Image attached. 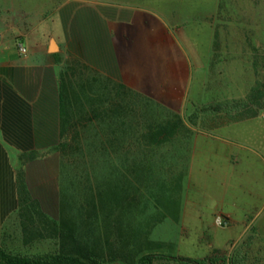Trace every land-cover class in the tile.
I'll return each mask as SVG.
<instances>
[{
	"label": "crops",
	"instance_id": "crops-1",
	"mask_svg": "<svg viewBox=\"0 0 264 264\" xmlns=\"http://www.w3.org/2000/svg\"><path fill=\"white\" fill-rule=\"evenodd\" d=\"M216 8L217 0H168L159 7L144 1L70 0L56 13L50 39L55 52H50L47 40L38 50L29 39L0 38L1 251L24 258L49 253L53 237L49 224L61 222L62 160L58 147L50 144L63 141L61 131L73 115L74 97L82 92L62 87L64 81L69 84V77L58 73L56 60L67 54L159 109L194 111L202 100ZM20 46L26 47V54L20 53ZM83 90L91 94L90 89ZM252 134L194 138L190 155L194 182L190 191L187 188L190 198L178 221L202 233L210 251L224 250L234 240L219 248L208 234L217 228L219 216L230 224L224 229L247 222L229 208L234 177L249 174L244 166L258 163L259 169L252 172L264 181V135ZM255 195L264 205V189Z\"/></svg>",
	"mask_w": 264,
	"mask_h": 264
},
{
	"label": "rangeland",
	"instance_id": "rangeland-1",
	"mask_svg": "<svg viewBox=\"0 0 264 264\" xmlns=\"http://www.w3.org/2000/svg\"><path fill=\"white\" fill-rule=\"evenodd\" d=\"M68 1L0 0V38L29 39L38 50L41 41L47 40L50 52H55L57 48L50 39L55 34L56 13ZM71 1L88 4L144 1L155 7L168 2ZM213 22L202 100L194 111L176 113L159 109L122 91L113 80L78 65L67 54L56 60L58 73L69 77L67 85L80 88L82 92L74 97L73 117L69 115L67 119L68 131L59 150L62 160L61 221L77 226L78 235L89 244L99 239L105 241V223L101 215L104 202L111 213L109 220L121 223L125 239L130 237V228L158 224L149 238L155 244L152 254L193 260L204 259L209 254L208 240L201 239L202 233L189 230V224L178 221L182 219L186 200L190 198L188 189H192L194 182L190 155L194 138L200 135H264V109L257 118L242 122H232L234 112H231L233 106L248 101L257 81L264 83V0H217ZM83 88L90 89L91 94H84ZM114 99L125 106L120 114L107 112L109 101ZM170 113L184 119L188 135H181L162 147L147 144L142 138L146 125ZM193 116L196 119H192ZM254 167L245 165L243 170H249V174L243 171L244 175L234 177L233 199L229 204L237 219L247 222L234 224L238 226L236 229H224L215 223L217 228H212L208 234L216 239L219 248L234 239L224 250H217L226 258L240 253L245 264H264V205L255 195L256 191L264 189V181L252 172L259 169V164L256 170ZM212 178L208 176L207 181L212 183ZM101 193L108 197L103 202ZM117 199L119 206L114 211ZM56 248L57 243L49 240V253ZM119 250L126 251L122 247ZM49 253L29 256L42 257ZM210 253L212 255L213 251Z\"/></svg>",
	"mask_w": 264,
	"mask_h": 264
},
{
	"label": "trees",
	"instance_id": "trees-1",
	"mask_svg": "<svg viewBox=\"0 0 264 264\" xmlns=\"http://www.w3.org/2000/svg\"><path fill=\"white\" fill-rule=\"evenodd\" d=\"M66 85L67 83L64 81L62 87L65 88ZM120 88L129 93L124 87L120 86ZM139 98L143 99L142 97ZM124 109L125 106L114 99L109 101L107 112L120 114ZM262 109H264V83L257 81L250 91L248 101L231 108V112H234L232 122L255 119ZM192 119H196V117L193 116ZM65 123L66 125L61 131L62 136H65L68 131L67 120ZM188 133L189 130L184 119L179 115L170 113L160 121L147 124L142 138L150 146L162 147L175 141L181 135H188ZM50 146H57L60 150L62 141L50 144ZM100 197L102 202L108 198L104 193H101ZM118 199L115 201L117 207H115L116 209L113 208L114 211L119 206ZM103 203L101 204V215L105 223V241L99 239L91 245L78 235L77 226L61 221L59 224H49V231L53 236L50 239L57 243V249L54 253L38 258H24L8 255L0 250L1 264H245L240 253L235 254L233 258H226L221 251L217 250L212 255L199 260L152 254L150 253L151 248L155 244L149 238L152 230L158 224H149L146 227H140V229L130 228V237L125 239L121 234L123 232L121 223L118 220H109L108 215L110 217L111 213ZM145 229L146 232H144ZM145 245L148 247L146 248ZM120 247L126 251L119 250Z\"/></svg>",
	"mask_w": 264,
	"mask_h": 264
},
{
	"label": "built area",
	"instance_id": "built-area-1",
	"mask_svg": "<svg viewBox=\"0 0 264 264\" xmlns=\"http://www.w3.org/2000/svg\"><path fill=\"white\" fill-rule=\"evenodd\" d=\"M19 51H20L21 54H26L27 53V49L24 46H20ZM216 223H217V225L219 227H222V228L227 227V225H228L227 222L224 220V218L221 217V216H219L216 219Z\"/></svg>",
	"mask_w": 264,
	"mask_h": 264
}]
</instances>
